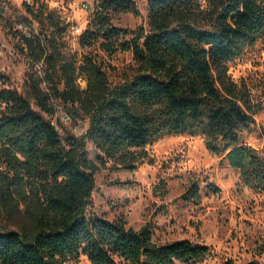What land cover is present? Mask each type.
<instances>
[{
    "label": "trees",
    "instance_id": "16d2710c",
    "mask_svg": "<svg viewBox=\"0 0 264 264\" xmlns=\"http://www.w3.org/2000/svg\"><path fill=\"white\" fill-rule=\"evenodd\" d=\"M197 1L148 0V32L140 27L120 46L130 50L136 73L113 87L90 57L76 64L53 40L66 25L57 12L40 0L24 3L49 32L42 38L22 21L25 51L49 73L29 74L28 97L0 86V204L22 203L30 224L27 232L0 230V264H65L80 256L90 264H189L209 252L186 239L156 243L147 225L133 230L87 214L95 166L85 157L83 139L58 131L60 105L77 104L87 115L86 136L107 158L132 168L143 156L137 149L156 139L202 135L209 151L224 154L244 183L264 194V149L239 142L260 107L226 66L264 33V0H218L209 17ZM101 6L135 9L130 0H102ZM96 18L82 43L98 36L112 43L120 30ZM181 197L199 201L196 184Z\"/></svg>",
    "mask_w": 264,
    "mask_h": 264
},
{
    "label": "rangeland",
    "instance_id": "374dc122",
    "mask_svg": "<svg viewBox=\"0 0 264 264\" xmlns=\"http://www.w3.org/2000/svg\"><path fill=\"white\" fill-rule=\"evenodd\" d=\"M40 1L66 24L53 40L64 53L74 57L76 64L90 57L105 73L110 87L136 73L138 64L130 50L120 46L138 28L148 32V0H130L135 9L124 12L104 9L102 0ZM27 2L31 0H0V86L4 84L26 97L29 74L44 78L49 73L45 65L25 51L19 33L22 21L31 23V29L42 38L49 33L47 26L42 28L25 11ZM217 2L198 0L197 4L203 16L209 17ZM97 14L119 29V35L112 43L98 36L91 45H84L85 29L93 30V24L101 20ZM226 66L232 80L244 84L253 103L260 107L253 116L254 123L239 134V142L264 149V33ZM53 79L60 87L59 78ZM76 83L80 89L86 87L82 76ZM56 119L61 134L68 132L83 139L85 157L95 166L87 214L123 222L133 230L147 225L156 243L186 239L206 245L209 252L205 259L189 264H264V194L244 183L224 154L209 151L204 136L166 135L156 139L137 149L143 156L130 168L104 156L86 136L89 118L77 104L60 105ZM193 183L199 189V201L184 200L181 196ZM29 225L22 203L12 207L0 204V230L27 232ZM65 264L90 263L80 256L77 262Z\"/></svg>",
    "mask_w": 264,
    "mask_h": 264
},
{
    "label": "built area",
    "instance_id": "2783aa9c",
    "mask_svg": "<svg viewBox=\"0 0 264 264\" xmlns=\"http://www.w3.org/2000/svg\"><path fill=\"white\" fill-rule=\"evenodd\" d=\"M28 4H31L32 3V0L31 2H27ZM19 28H21V31L25 30L26 28H24V26L20 23L18 24ZM24 33H26V31H23ZM65 115V114H64ZM64 119H68V117L65 115L64 116Z\"/></svg>",
    "mask_w": 264,
    "mask_h": 264
}]
</instances>
